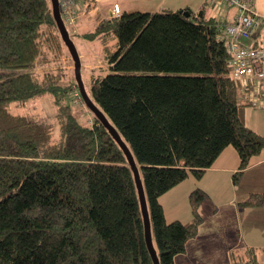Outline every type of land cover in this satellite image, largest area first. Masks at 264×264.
I'll return each instance as SVG.
<instances>
[{
    "label": "trees",
    "instance_id": "obj_1",
    "mask_svg": "<svg viewBox=\"0 0 264 264\" xmlns=\"http://www.w3.org/2000/svg\"><path fill=\"white\" fill-rule=\"evenodd\" d=\"M217 33L213 17L184 8L99 17L82 35L101 43L105 71L87 93L133 154L159 264H174L197 234L207 194L189 192L187 222L166 221L159 196L201 178L226 146L238 154L236 183L264 149V135L244 122L252 104L228 76ZM63 60L72 65L50 0H0V264H152L133 173L93 113L91 124L80 118ZM46 95L57 136L49 119L10 110ZM262 201L252 193L238 205ZM255 254L231 250V263L257 264Z\"/></svg>",
    "mask_w": 264,
    "mask_h": 264
},
{
    "label": "crops",
    "instance_id": "obj_2",
    "mask_svg": "<svg viewBox=\"0 0 264 264\" xmlns=\"http://www.w3.org/2000/svg\"><path fill=\"white\" fill-rule=\"evenodd\" d=\"M207 1L94 0V8L88 12V16L97 12V18L108 17L113 3H118L120 12L188 8L195 14L202 11L206 17H211ZM254 3L255 9L262 17V24L249 42L264 47V0H255ZM231 14L233 10L227 11V16ZM81 17L78 28L81 26ZM78 28L76 33L79 31ZM262 66L264 69V61ZM244 122L248 127L264 135V105L256 108L246 107ZM238 162V154L234 147L226 146L201 178L187 176L159 196L158 200L166 221L187 222L191 218L189 192L198 187L207 194L198 206L202 216L198 232L186 242L184 252L174 257V264H232L230 251L245 247L256 249L255 261H264V149L252 158L250 165L234 183L232 175L237 171ZM252 193L262 194L263 201L250 207L238 205L239 201Z\"/></svg>",
    "mask_w": 264,
    "mask_h": 264
},
{
    "label": "built area",
    "instance_id": "obj_3",
    "mask_svg": "<svg viewBox=\"0 0 264 264\" xmlns=\"http://www.w3.org/2000/svg\"><path fill=\"white\" fill-rule=\"evenodd\" d=\"M254 1L208 0L207 3L210 16L217 22V38L223 41L230 56L228 76L238 82L240 90L256 108L264 105V47L249 42L262 24ZM58 3L65 24L74 23L82 7L81 0H58ZM229 10H233V14L227 16ZM119 13L118 3H113L110 16ZM257 264H264V261Z\"/></svg>",
    "mask_w": 264,
    "mask_h": 264
},
{
    "label": "rangeland",
    "instance_id": "obj_4",
    "mask_svg": "<svg viewBox=\"0 0 264 264\" xmlns=\"http://www.w3.org/2000/svg\"><path fill=\"white\" fill-rule=\"evenodd\" d=\"M82 3V2H81ZM93 6H85L81 7V10L78 13V18L72 24H65L68 31L71 33V38L73 39L77 51L79 53L81 59V75L83 82L85 83V89L88 86V79L97 73H103L105 71V59L103 57V52L101 49V43L98 39L87 40L82 37L85 32L95 28L97 25V12L93 13V15L88 16V12L94 8ZM83 11V13H82ZM82 13V17L80 14ZM88 16V17H87ZM79 17H81V26H79ZM77 28L79 29L78 33H76ZM61 70L64 73L65 79H71L73 77V81L76 83L73 75V67L69 65L66 60H63L60 63ZM72 90L69 93L70 101L74 108L78 111L80 118L88 124H91L93 121V117L91 115L90 110L84 104L80 94L78 92L77 86H73ZM87 91V89H86ZM10 110L15 113L27 114L30 116H34L36 118H46L54 123L55 130L54 136H57L58 129L57 125L52 119L53 116V106L51 104L50 98L46 95L42 98L29 100L24 105L16 106L15 103L10 104ZM188 176H192L191 174Z\"/></svg>",
    "mask_w": 264,
    "mask_h": 264
},
{
    "label": "water",
    "instance_id": "obj_5",
    "mask_svg": "<svg viewBox=\"0 0 264 264\" xmlns=\"http://www.w3.org/2000/svg\"><path fill=\"white\" fill-rule=\"evenodd\" d=\"M50 5H51L52 16L55 21L59 35L72 59L73 75L76 81V86L80 94V97L82 98L86 107L93 113V115L106 128L108 133L112 136V138L119 145L133 173V178H134L137 195H138L139 206L141 210V216L143 220V233H144L145 245L150 255V258L152 260V264H159L157 251L154 247L153 239H152L151 225H150L147 202L145 198V192H144L142 180L140 177L139 169L136 165L133 154L128 148V146L126 145V143L122 140V138L120 137L115 127L108 121L105 114L94 104L92 99L89 97L85 89V85H84L82 75H81V59L77 51L76 45L73 39L70 37L69 31L65 25V22L61 17L58 0H50ZM183 13L187 15L188 11L184 10ZM197 15L202 16L203 15L202 11H199Z\"/></svg>",
    "mask_w": 264,
    "mask_h": 264
}]
</instances>
